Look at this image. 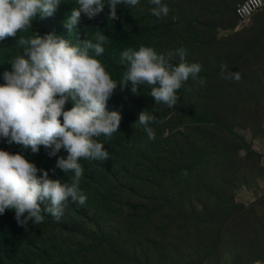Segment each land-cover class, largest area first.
<instances>
[{"label": "rangeland", "instance_id": "rangeland-1", "mask_svg": "<svg viewBox=\"0 0 264 264\" xmlns=\"http://www.w3.org/2000/svg\"><path fill=\"white\" fill-rule=\"evenodd\" d=\"M243 1L162 0L169 13L158 18L150 13L149 0H140L134 7L118 5V18L113 20L108 0H103L102 13L92 19L82 13L79 24L69 33L65 21L79 5L76 0H61L52 16L36 17L27 31L0 42L3 84L2 73L10 71L11 62L24 55L25 47L16 43L20 37L55 33L70 45L81 46L86 39L97 42V32L104 35L103 54H90L117 83L107 110L122 116L120 128L111 139L103 135L94 138L105 144L110 158L105 162L79 161L83 168L79 188L87 197L83 206L69 200L59 220L42 213L45 219L39 225L32 221L19 225L11 210L0 215L16 244L14 248L5 234L0 235V264H264V10L251 18V24L250 20L240 22L235 10ZM141 46L166 57L183 47L186 62L200 64L199 77L206 82L200 85L189 78L177 91L179 99L172 108L157 104L150 96L149 85L139 86L138 93L131 91V85L122 88L119 84L128 63L122 62L121 54ZM170 63L178 64V57H172ZM222 64L227 65L225 74L241 72V79L222 78ZM72 106L69 102L65 110ZM143 111L156 117V122L149 125L155 132L154 140L135 123ZM197 132L207 138L215 135L213 148L205 142L203 171L183 158L199 144ZM21 153L38 169L47 170L50 179L71 182L74 173L58 168L53 171L57 159L67 157L64 150L55 157H49L44 146L38 154L30 148H23ZM155 153L166 156L167 166L177 164L171 156H179L173 180L165 174L155 182L158 176L147 174L163 166L156 161ZM125 185L150 190L149 196L159 193L163 197L171 191L167 197L178 206L177 213L184 209L183 217L172 211L140 207L138 195L125 197ZM111 190L116 192L115 198H120L111 200L114 205L109 202ZM227 196H233L238 205L252 207L248 217H242L249 224L235 229L227 220L221 227H183L180 219L185 220L188 207L198 202V197L208 205ZM136 221L142 243L135 235L130 236L137 232ZM240 230H250L252 239H232L234 232L242 238ZM218 234L225 239L217 242Z\"/></svg>", "mask_w": 264, "mask_h": 264}, {"label": "clouds", "instance_id": "clouds-1", "mask_svg": "<svg viewBox=\"0 0 264 264\" xmlns=\"http://www.w3.org/2000/svg\"><path fill=\"white\" fill-rule=\"evenodd\" d=\"M76 2L79 7L73 8L65 21L69 33L79 24L82 13L92 19L105 10L103 0ZM139 3L140 0H108L109 16L118 18V5L134 7ZM60 4L61 0H0V42L17 37L21 30L27 31L34 18L52 16ZM149 4L153 16L168 15L169 7L162 0H149ZM96 40L93 43L86 39L80 42L81 46H72L55 33L20 37L16 43L25 47L24 55L11 62L10 71L2 73L0 145L4 141L15 144L0 150V215L13 211L21 226L29 221L42 224V213L59 220L69 200L83 206L87 197L79 188L83 175L79 161L105 162L110 158L105 144L94 138L103 135L111 139L120 128L122 116L107 110V102L118 85L94 58L103 54L106 37L97 32ZM172 57H178L179 63H170ZM186 57L183 47L169 52L167 57L149 47L129 48L121 54L122 62L127 61L128 66L119 86L131 85V91L138 93L139 86L149 85L156 103L172 108L179 99L177 91L189 78L200 85L206 82L199 77L201 65L187 63ZM226 71L227 65L222 64V78L237 82L241 79V72L225 74ZM69 102L73 106L65 110ZM155 122V116L143 111L135 123L154 140L155 132L149 125ZM41 146L49 157L57 156L61 150L67 153L66 158L57 159L53 171L58 168L74 173L70 183L50 179L47 170L38 169L21 153L23 148H30L38 154ZM41 171L43 174H38Z\"/></svg>", "mask_w": 264, "mask_h": 264}, {"label": "trees", "instance_id": "trees-1", "mask_svg": "<svg viewBox=\"0 0 264 264\" xmlns=\"http://www.w3.org/2000/svg\"><path fill=\"white\" fill-rule=\"evenodd\" d=\"M197 137H198L199 144L195 146L191 154H188V155L184 154L183 158L184 159L187 158L186 159L187 163L195 164L199 171H203L202 158L205 155V149L207 147L205 145V142L208 141L209 146L213 148L215 135H211L210 138H207L204 135H201L199 132H197ZM13 144H9L7 141H4L0 145V150H3V148H10ZM155 156H156V161H158L159 164L165 167L156 166L155 168L149 170L147 174L149 176L151 174L158 176V179L155 182H159L165 174H166V177L170 176V178L173 180V171L175 170V168H178L179 163H180L179 156H176V155L171 156L170 160L172 162H176L177 164H173L169 166L166 165L167 158L165 155H162L160 153H155ZM183 165H184V162L182 163L181 166ZM181 183H183V181ZM131 188L132 189H129L128 185L123 186L122 190H124L125 192L124 195L125 197L132 196V195H138L137 201L139 202L140 207L147 209L149 206L151 209L154 208L155 210L160 211V212L172 211L174 215L176 214L182 215L183 217L185 213L184 209L182 208L181 212L177 213L176 210L178 209V206L176 205V203H174L167 197L171 195V191H166L165 193H169V194L164 195L162 197L159 193L149 196L147 193H150L151 191L147 189H145L144 191H141L140 188H137V187L136 188L134 187L135 189H133V187ZM111 192L112 193L110 194L109 202L111 205H114L115 203H113L112 201L120 200V198H115L114 195H117L116 192H114L113 190H111ZM201 194H202L201 192H198V195H201ZM198 199H199L198 202L192 203L188 207V215L184 217L185 220H182L183 218L180 217L183 227L187 230H190L189 226L191 225H195L196 228H199V229H204L205 227L207 229L213 226L221 227L227 223V220H228V223L230 224L228 226H233L235 229H238L236 227H242L245 224H249L248 220L242 217H248V212L251 211L252 207L238 205L235 202V199L233 196L230 198L229 196L224 197V199L219 200L213 204H208V205L204 204L205 200L203 198L198 197ZM153 202L156 204L154 207H153ZM136 222L138 224V227L136 228L137 232L133 233L130 236L131 238H133V236L135 235L136 240L142 243L143 236H142V232L140 231L141 227H139L138 221ZM178 222H179V218L178 220H176V223ZM247 229L248 228H242V230H247ZM249 232L250 230L247 233H243L240 230L238 233L242 238L235 235V232L231 234V238L232 239L235 238V240L244 239L246 241H250L252 239V236L248 234ZM3 234L6 235V241L12 244V246L15 248L16 244L12 240V234L7 228L6 221H2V222L0 221V235L2 236ZM156 234L158 233L148 235V236L154 237ZM224 239H225V236L221 237L218 234L217 242L224 240ZM122 247L124 246L122 245ZM173 255H174V251L171 248L170 260L172 263L174 261L172 260Z\"/></svg>", "mask_w": 264, "mask_h": 264}, {"label": "built area", "instance_id": "built-area-1", "mask_svg": "<svg viewBox=\"0 0 264 264\" xmlns=\"http://www.w3.org/2000/svg\"><path fill=\"white\" fill-rule=\"evenodd\" d=\"M264 9V0H245L236 7V17L244 22Z\"/></svg>", "mask_w": 264, "mask_h": 264}, {"label": "crops", "instance_id": "crops-1", "mask_svg": "<svg viewBox=\"0 0 264 264\" xmlns=\"http://www.w3.org/2000/svg\"><path fill=\"white\" fill-rule=\"evenodd\" d=\"M252 21H253V19H250L249 23L251 24Z\"/></svg>", "mask_w": 264, "mask_h": 264}]
</instances>
